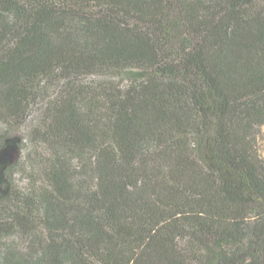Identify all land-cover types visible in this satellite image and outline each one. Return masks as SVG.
Returning <instances> with one entry per match:
<instances>
[{"label":"trees","instance_id":"1","mask_svg":"<svg viewBox=\"0 0 264 264\" xmlns=\"http://www.w3.org/2000/svg\"><path fill=\"white\" fill-rule=\"evenodd\" d=\"M263 125L264 0H0V264H264Z\"/></svg>","mask_w":264,"mask_h":264},{"label":"rangeland","instance_id":"2","mask_svg":"<svg viewBox=\"0 0 264 264\" xmlns=\"http://www.w3.org/2000/svg\"><path fill=\"white\" fill-rule=\"evenodd\" d=\"M136 71L135 73H137V70H134ZM149 72H151V70H149ZM118 76H113L114 79H118L117 78ZM131 77H135L134 74H132ZM108 78H111V77H108ZM129 80H131V78L129 77ZM28 126H25L23 127L20 131H18V133L16 134V137H14V141L15 142H20V140L24 141V138H25V135L28 134ZM258 146H259V151L261 153L262 156H264V125L262 126L261 130H260V133H259V136H258ZM31 149H35L34 146L32 144H30L29 146H27L24 150V157L27 158V156H29V151ZM22 180H17L18 184L21 182ZM9 188V183L8 181L5 179V178H2V180L0 181V192H6L7 189Z\"/></svg>","mask_w":264,"mask_h":264}]
</instances>
